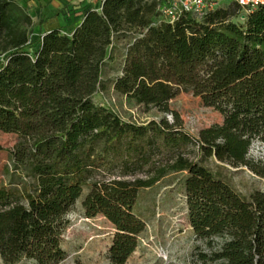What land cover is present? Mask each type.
I'll return each instance as SVG.
<instances>
[{
	"label": "trees",
	"instance_id": "16d2710c",
	"mask_svg": "<svg viewBox=\"0 0 264 264\" xmlns=\"http://www.w3.org/2000/svg\"><path fill=\"white\" fill-rule=\"evenodd\" d=\"M32 25L25 7L0 0V131L26 140L15 156L27 157L36 176L21 189L0 185L3 260H64L68 213L103 170L109 175L87 183L82 206L87 217L102 215L114 227L110 264H129L145 228L134 211L140 189L186 171L189 225L206 244L197 246V262L264 264V188L246 199L182 153L148 169L151 152L141 137L154 132L180 145L190 136L166 120H125L94 100L115 41L126 40L114 90L161 112L183 91L200 97L223 115L195 137L200 154L264 179V164L249 157L255 140L264 145V3L244 12L235 1L168 22L154 0H103L84 9L72 32L33 35ZM146 169L148 177H134Z\"/></svg>",
	"mask_w": 264,
	"mask_h": 264
},
{
	"label": "rangeland",
	"instance_id": "374dc122",
	"mask_svg": "<svg viewBox=\"0 0 264 264\" xmlns=\"http://www.w3.org/2000/svg\"><path fill=\"white\" fill-rule=\"evenodd\" d=\"M126 42L123 39L115 41L113 55L102 70L103 91L96 94L94 100L110 106L123 119L136 124H147L151 121L161 123L166 120L191 138L180 145H174L154 132L145 134L140 138V146L151 152V162L146 167L149 169L158 162H165L177 153H182L206 166L215 177L228 183L246 199H250L255 191L262 190L264 179L249 167L233 166L214 156L204 157L200 154L195 141L199 131L223 121V115L213 107L205 105L200 97L183 91L169 101V112H161L114 90L113 82L122 73ZM25 146L28 143L18 134L0 131V185L21 189L26 184L36 183V176L30 171L29 159L25 157L20 162V156H15ZM249 157L264 164V145L255 140L249 149ZM106 174L109 175L107 171L101 170L88 182ZM148 175L146 169L136 173L134 177L146 178ZM186 177V171L172 172L153 186L140 189L134 211L145 222V228L138 236V246L129 257V264H199L195 258L196 248H206V244L204 240L196 237L189 225L185 196ZM87 183L82 196L68 213L69 223L62 240L66 257L57 264H110L107 253L115 230L102 215H85L82 199L88 191ZM214 240L218 242L221 238ZM0 264L38 263L29 259L7 263L0 255Z\"/></svg>",
	"mask_w": 264,
	"mask_h": 264
},
{
	"label": "crops",
	"instance_id": "0c3cea01",
	"mask_svg": "<svg viewBox=\"0 0 264 264\" xmlns=\"http://www.w3.org/2000/svg\"><path fill=\"white\" fill-rule=\"evenodd\" d=\"M26 8L33 25L32 34L52 29L72 32L81 22L84 9L99 8L103 0H16ZM236 0H218L214 8L225 7Z\"/></svg>",
	"mask_w": 264,
	"mask_h": 264
},
{
	"label": "built area",
	"instance_id": "2783aa9c",
	"mask_svg": "<svg viewBox=\"0 0 264 264\" xmlns=\"http://www.w3.org/2000/svg\"><path fill=\"white\" fill-rule=\"evenodd\" d=\"M160 13V18L168 22H174L184 13H192L202 17L208 11L214 9L218 0H154ZM244 12L264 3V0H236ZM244 17V15H242Z\"/></svg>",
	"mask_w": 264,
	"mask_h": 264
}]
</instances>
